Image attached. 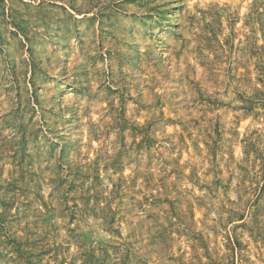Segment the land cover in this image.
<instances>
[{"label": "rangeland", "instance_id": "obj_1", "mask_svg": "<svg viewBox=\"0 0 264 264\" xmlns=\"http://www.w3.org/2000/svg\"><path fill=\"white\" fill-rule=\"evenodd\" d=\"M261 159L264 0H0V264H264Z\"/></svg>", "mask_w": 264, "mask_h": 264}, {"label": "trees", "instance_id": "obj_2", "mask_svg": "<svg viewBox=\"0 0 264 264\" xmlns=\"http://www.w3.org/2000/svg\"><path fill=\"white\" fill-rule=\"evenodd\" d=\"M249 171V170H248ZM247 170L243 172V178H246ZM249 186L247 194L253 195V200L245 199L243 202L248 206V213L255 218L259 216L260 203L259 201L264 199V159H261L258 168L252 170V176L249 178ZM244 211V210H242ZM247 211V210H246ZM238 215V216H237ZM231 217H238L237 220L244 221L243 212L239 214L235 210L231 211ZM246 224L242 222L241 224L235 226H245ZM125 243L117 242L116 244H105L103 247L95 252L94 249L89 251H82L79 253L80 263L78 264H126V252L129 250ZM111 249L113 252V257L108 253ZM61 264V262L57 263ZM74 264V263H73Z\"/></svg>", "mask_w": 264, "mask_h": 264}, {"label": "bare ground", "instance_id": "obj_3", "mask_svg": "<svg viewBox=\"0 0 264 264\" xmlns=\"http://www.w3.org/2000/svg\"><path fill=\"white\" fill-rule=\"evenodd\" d=\"M161 51H162V49H161V47L159 46V47H158V50L155 51V56L158 57V56L160 55ZM161 55H162V54H161ZM67 116H69V115H67Z\"/></svg>", "mask_w": 264, "mask_h": 264}]
</instances>
